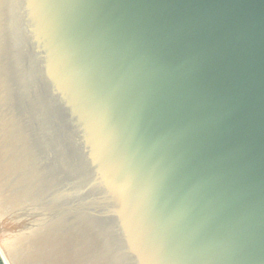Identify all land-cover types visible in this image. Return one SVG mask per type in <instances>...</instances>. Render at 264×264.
<instances>
[{
  "label": "water",
  "instance_id": "obj_1",
  "mask_svg": "<svg viewBox=\"0 0 264 264\" xmlns=\"http://www.w3.org/2000/svg\"><path fill=\"white\" fill-rule=\"evenodd\" d=\"M0 248L264 264V0H0Z\"/></svg>",
  "mask_w": 264,
  "mask_h": 264
},
{
  "label": "bare ground",
  "instance_id": "obj_2",
  "mask_svg": "<svg viewBox=\"0 0 264 264\" xmlns=\"http://www.w3.org/2000/svg\"><path fill=\"white\" fill-rule=\"evenodd\" d=\"M0 251H1L2 255H3V257H4V260H5L6 264H8L7 261H6V258H5V256H4V254H3V252H2V250H1V248H0Z\"/></svg>",
  "mask_w": 264,
  "mask_h": 264
},
{
  "label": "trees",
  "instance_id": "obj_3",
  "mask_svg": "<svg viewBox=\"0 0 264 264\" xmlns=\"http://www.w3.org/2000/svg\"><path fill=\"white\" fill-rule=\"evenodd\" d=\"M0 264H5L4 261L2 260L1 256H0Z\"/></svg>",
  "mask_w": 264,
  "mask_h": 264
},
{
  "label": "rangeland",
  "instance_id": "obj_4",
  "mask_svg": "<svg viewBox=\"0 0 264 264\" xmlns=\"http://www.w3.org/2000/svg\"><path fill=\"white\" fill-rule=\"evenodd\" d=\"M0 256H1L2 260L4 261V257H3L2 253H1V251H0ZM4 263H5V261H4Z\"/></svg>",
  "mask_w": 264,
  "mask_h": 264
}]
</instances>
